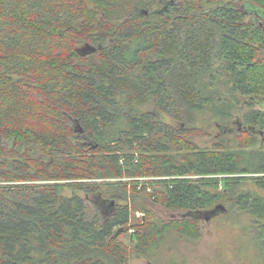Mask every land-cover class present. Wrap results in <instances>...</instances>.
Returning <instances> with one entry per match:
<instances>
[{"label":"trees","instance_id":"1","mask_svg":"<svg viewBox=\"0 0 264 264\" xmlns=\"http://www.w3.org/2000/svg\"><path fill=\"white\" fill-rule=\"evenodd\" d=\"M259 101L264 0H0V264H128L200 238L147 205L245 216L264 264ZM210 121L232 138L201 148Z\"/></svg>","mask_w":264,"mask_h":264},{"label":"rangeland","instance_id":"2","mask_svg":"<svg viewBox=\"0 0 264 264\" xmlns=\"http://www.w3.org/2000/svg\"><path fill=\"white\" fill-rule=\"evenodd\" d=\"M255 109L264 110V101L255 103ZM239 119V116H234L230 121V133L237 128L234 122ZM210 122L212 124L204 128L208 136L194 139L201 148H211L220 140L232 138L231 135L222 137L218 123ZM238 128L241 129V126ZM258 148H261L259 141L254 146V149ZM65 193L71 194L70 191ZM226 207L228 208V205ZM147 208L157 219L163 221L185 218L199 221L200 238L195 241L168 242L159 258L155 260L133 254L128 264H259L255 255L249 253L252 249L248 248L249 228L245 216L237 217L232 211L225 215L208 216L202 211H166L154 205H147ZM135 216L140 218L142 214L137 213Z\"/></svg>","mask_w":264,"mask_h":264},{"label":"water","instance_id":"3","mask_svg":"<svg viewBox=\"0 0 264 264\" xmlns=\"http://www.w3.org/2000/svg\"><path fill=\"white\" fill-rule=\"evenodd\" d=\"M123 231V229H119L117 232H116V235L121 233Z\"/></svg>","mask_w":264,"mask_h":264}]
</instances>
